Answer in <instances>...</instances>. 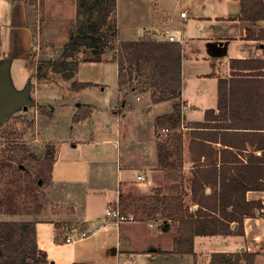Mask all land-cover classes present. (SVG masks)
<instances>
[{"label": "crops", "instance_id": "crops-1", "mask_svg": "<svg viewBox=\"0 0 264 264\" xmlns=\"http://www.w3.org/2000/svg\"><path fill=\"white\" fill-rule=\"evenodd\" d=\"M76 3L74 0V11ZM0 8L3 9L0 12V67H8L9 77L13 62L19 70L31 69L34 36L25 1L0 0ZM183 10H187L185 17L181 16ZM262 27V19H241L239 0H117L106 26L107 30L115 31L116 40L135 41L146 36L168 41L163 31L169 28L178 41H183L181 95L153 102L152 95L147 96L135 85L126 90L125 84L119 82L118 60L109 59L107 52L99 61H80L77 80L95 84L79 89L85 92L104 93L106 88L98 74L105 70L104 65H112L117 95L108 109L116 116L113 126L117 134L108 136L100 128L98 135L74 137L69 142L74 143L75 148L85 145L90 153L101 157L108 150L103 144H116V160L94 162L96 176L92 178L91 188L94 200L88 201L86 206L83 201H67L64 206L56 202L49 206L47 216L34 213L25 219L7 220L48 221L62 230L72 226L91 229L94 234L77 242L73 257L66 264H115L121 259L125 264H210L213 252L243 251L254 252L255 264H264V253L257 252L259 247H264V207L255 209L253 216L245 218L243 234L196 235L194 253H178L174 238L180 222L164 215L162 202L155 203L152 198L157 188L168 184L165 170L159 167L158 131L170 125H158L157 117L171 114L176 102L182 103L181 124L172 129L181 136L182 142L176 147L171 146L170 141L171 149L180 151V154L174 151L171 157L177 163V168L172 170L184 177L171 181L180 186L171 194L182 195L185 207L190 205V209L195 210L198 206L191 199V179L194 169L204 160V157L197 159L199 140L207 142L211 150L208 166H234L238 161L263 164L259 157L264 156V128H260L264 127V75L253 74L263 67L249 69L241 63H236L235 68L231 65L232 59L264 60V40L246 38L248 28L257 31ZM89 64L92 66H87ZM221 79H227L228 89L231 86L234 92L232 103L228 101L223 109L219 108ZM29 85L30 81L21 90ZM161 105H167L163 111L158 108ZM208 110L211 112L207 116ZM95 112L90 108L80 122H94V127L110 130L112 124L100 122ZM204 121L210 122L209 127L193 126ZM124 136L126 141H123ZM206 191L210 192V188ZM165 194L168 192L163 191L161 196ZM118 198L126 214H142L143 217L119 226L114 224L115 218L108 216L106 210L115 207ZM247 198L263 200L264 190H249ZM37 223L38 247L44 251L46 243ZM232 227L237 229L238 223L233 222Z\"/></svg>", "mask_w": 264, "mask_h": 264}, {"label": "rangeland", "instance_id": "rangeland-1", "mask_svg": "<svg viewBox=\"0 0 264 264\" xmlns=\"http://www.w3.org/2000/svg\"><path fill=\"white\" fill-rule=\"evenodd\" d=\"M73 2L74 0H31L27 4L35 44L29 61L31 69L19 70L16 62H13L8 85L13 91L19 92L30 81L28 105L17 106L0 125V221H7L9 218L25 219L34 213L47 216L50 214L49 206L56 202L64 206L67 201H83L86 206L88 201L94 200L91 196L92 178L96 176L94 162L116 160V144H103L108 150L101 157L90 153L85 145L79 144L75 148L74 143L69 142L74 137L80 139L98 135L101 133L100 128L108 136L117 134L113 126L116 116L108 109L117 95L112 65H104L105 70L102 69L98 74L106 88L104 93L97 90H74L73 82L77 80L75 71L56 72L44 66L48 60L58 59L62 55L70 35L75 32L77 7L74 11ZM2 10L0 8V12ZM104 29L107 30L106 27ZM118 45L114 37L104 47L101 42L83 45L79 50L69 52L70 60L80 62L96 59L102 48H105L109 59L118 60ZM186 51L189 54L188 49ZM89 71L92 72L91 69ZM71 73L74 77L68 79L66 75ZM124 73L126 75L127 71ZM139 75L136 71L133 72L132 76L136 78L127 79L124 85L126 90L132 83L145 91L147 96L153 92L159 94L151 85L150 67ZM166 106L158 108L163 111ZM90 108L97 111L95 114L100 122L112 124L110 130L101 126L96 128L93 126L94 122H80ZM166 127L170 128L169 136L160 135L159 140L172 136L173 129ZM125 136L123 141H126ZM142 217V214L135 216L136 219ZM38 223L40 235L46 243L44 251L48 264L68 263L77 246V242L65 240L70 227L62 230L48 221ZM115 264L125 263L121 259L115 261Z\"/></svg>", "mask_w": 264, "mask_h": 264}, {"label": "trees", "instance_id": "trees-1", "mask_svg": "<svg viewBox=\"0 0 264 264\" xmlns=\"http://www.w3.org/2000/svg\"><path fill=\"white\" fill-rule=\"evenodd\" d=\"M23 1L27 4L31 2V0ZM239 1L241 3V19L264 20V0ZM116 5L117 0H77V25L75 32L70 35L67 48L58 59L48 60L44 66L52 68L56 72H77L79 61L70 60L69 52L77 51L83 45L98 44L99 42L103 43V47L108 45L109 39L116 34L115 31L105 30L104 27L107 26L109 16L116 9ZM246 38L264 40V27L257 31L248 28ZM118 46L120 85L127 83V79H135L136 76H132L134 71L139 75L147 67H150L151 85L159 92V94L153 92V102L180 97L183 55L179 42L154 40L144 36L135 41H120ZM105 51V48H102L96 59L85 61H99ZM236 63H241L249 69L263 67L253 71V74L264 75L263 59L231 60L233 68ZM125 70L128 77L124 73ZM234 74L245 73L235 72ZM73 75L71 73L66 77L71 79L74 77ZM228 83L227 79L220 80V109H223L228 101L231 103L233 101L234 92H232L231 86L228 89ZM91 85L95 84L78 80L73 82L74 90ZM130 85L134 86L132 83ZM210 112L211 110L207 111V116ZM181 116L182 103L176 102L171 114L157 117V124H169L171 128H178L181 124ZM209 123L207 121L196 122L193 126L209 127ZM172 133L170 138L167 137L158 142L159 167L165 170L168 184L165 188H157L156 196L152 198L155 203L162 202L164 215L173 221L180 222L177 236L174 238L175 252L194 253V237L196 235L243 234L245 218L253 216L255 209L264 207L261 199L250 200L247 198L249 190H264V156L259 157L263 160V164L254 165L250 161L247 163L238 161L234 166L222 165L219 167L216 164L208 166L207 161L211 150H208L207 142L200 140L199 143L192 142L193 145L197 143V159L200 160L204 157V160L194 169L191 179V199L198 205L195 210H191L190 205L185 207L186 203L182 195L171 194V192L180 189V186L172 184L171 181L181 176L184 177L172 170L177 168V163L175 160H171V157L175 154L174 151H179V148L178 150L171 149L170 141L171 146L176 145V147L181 146L182 142L180 135L174 131ZM207 188H210V192L206 191ZM163 191L168 194L161 196ZM233 222L238 223L237 229H233ZM254 259L255 253L250 251L213 252L210 264H254ZM46 262V252L38 247L35 222L26 220L0 221V264H45Z\"/></svg>", "mask_w": 264, "mask_h": 264}, {"label": "built area", "instance_id": "built-area-1", "mask_svg": "<svg viewBox=\"0 0 264 264\" xmlns=\"http://www.w3.org/2000/svg\"><path fill=\"white\" fill-rule=\"evenodd\" d=\"M181 16H183V17L187 16V10L181 11ZM163 34L166 36V39L168 41L179 42L181 45L183 44V41L182 40L178 41L175 34H173L169 28H165L163 31ZM117 43L119 44L120 40L117 39ZM169 132H170V128L164 126L161 128V130L158 131V134H159V136L160 135H168ZM141 177L142 176H139V178H141ZM262 202L264 205V199L262 200ZM106 213L108 216H112L115 218L114 224H116L117 226L121 225V223H123V222L135 220L134 215L126 214L125 212L122 211L119 198H118V201H117L115 207L107 208ZM93 234H94L93 231L89 228H80L77 226H72L68 229V232L65 236V240L67 242H79V241H83L87 238H90ZM257 252L264 253V247H259L257 249Z\"/></svg>", "mask_w": 264, "mask_h": 264}, {"label": "water", "instance_id": "water-1", "mask_svg": "<svg viewBox=\"0 0 264 264\" xmlns=\"http://www.w3.org/2000/svg\"><path fill=\"white\" fill-rule=\"evenodd\" d=\"M70 54V53H69ZM8 67H0V124L4 123L7 116L21 105L27 107L29 86L23 91H13L8 85Z\"/></svg>", "mask_w": 264, "mask_h": 264}]
</instances>
